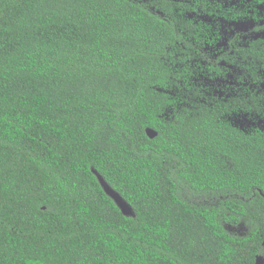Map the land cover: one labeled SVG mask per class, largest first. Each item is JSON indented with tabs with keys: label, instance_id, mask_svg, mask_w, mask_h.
<instances>
[{
	"label": "trees",
	"instance_id": "16d2710c",
	"mask_svg": "<svg viewBox=\"0 0 264 264\" xmlns=\"http://www.w3.org/2000/svg\"><path fill=\"white\" fill-rule=\"evenodd\" d=\"M155 4L0 0V264L264 256V131L229 120L264 117L263 96L192 89L209 1ZM234 48L257 81L264 39Z\"/></svg>",
	"mask_w": 264,
	"mask_h": 264
},
{
	"label": "flooded vegetation",
	"instance_id": "af4514ba",
	"mask_svg": "<svg viewBox=\"0 0 264 264\" xmlns=\"http://www.w3.org/2000/svg\"><path fill=\"white\" fill-rule=\"evenodd\" d=\"M156 1V4L159 3L158 6H162L166 3L170 4L174 7V10H180L178 3L179 2H191V0H154ZM209 1V11H202L196 12L195 16L190 15L191 18H196L195 22L198 24H201L204 26V32L201 34V39L196 40V38L191 39V45L193 46L191 51L194 55H200L202 57L206 56V60H199V65H197V68L193 71V76L191 77V84L193 86L192 89L199 90L202 94V97H204L206 100L208 99H214L215 97L219 99H226L223 97H220L215 94L214 86H208L203 85L200 77L202 75L208 76L211 81H215L217 79H225L229 74H233V67L235 66L240 70V73L237 74V83L233 89L235 95V90L241 88V84L243 81H248L250 85L257 86L262 82V77L264 73V68H261L257 71V68H254V71L257 76V81H254L251 79L250 76L248 78H243V74H247V72L244 69H241V65L239 64L240 57L235 52V46L236 44L238 47H247L251 41L257 40V39H264L261 37H257L260 35H264V20L257 18L255 15L256 7L264 5V0H251L247 7H236L229 5L226 0H208ZM154 5V6H155ZM220 5V9H217V6ZM249 8V9H247ZM199 9V8H198ZM208 12V13H207ZM244 12L246 15H244ZM247 18H255L257 19V23L254 27L247 31H238L234 34H232L230 37L223 38L219 24L222 21L225 22H235V21H241L243 19ZM226 42L225 48L222 50H217L216 46L221 41ZM236 56V57H235ZM227 57H234L236 60L235 63H233L234 59L228 60ZM251 65V64H250ZM213 67H218L219 72L213 69ZM257 71V72H256ZM241 77V80L239 79ZM243 79V80H242ZM227 81V80H226ZM246 87H243L245 89ZM248 90H252L256 92L258 95H262L264 99V94L258 92L256 90V87H250L248 85ZM232 95V96H233ZM229 98V97H227ZM262 110H264V100L262 104ZM234 114H241L239 113H233ZM229 115V118L232 116ZM264 131V129H261Z\"/></svg>",
	"mask_w": 264,
	"mask_h": 264
},
{
	"label": "rangeland",
	"instance_id": "374dc122",
	"mask_svg": "<svg viewBox=\"0 0 264 264\" xmlns=\"http://www.w3.org/2000/svg\"><path fill=\"white\" fill-rule=\"evenodd\" d=\"M251 0H226L229 5L236 6V7H247L248 4L250 3ZM249 9V8H247ZM257 18H260L264 20V5L256 7V11L254 12ZM257 23V19L253 18H247L243 19L241 21H235V22H225L222 21L219 24L220 27V32L223 36V38H226L225 40L228 39L232 34L238 32V31H247L251 29L252 27L255 26ZM257 37L264 38V35H260ZM225 41H221L218 43L216 46L217 50H222L225 48ZM233 74H229L225 79H217L214 82L209 79L208 76L202 75L200 77V80L203 85H208V86H214V91L215 94L227 98L231 97L234 94V87L236 85L237 81V74L240 73V70L236 68L235 66L233 67ZM262 82L257 85L253 86L250 85L249 82L243 81L241 84V90H243V87H256V90L262 94H264V73L262 77ZM227 80V81H226ZM229 120L231 123L243 130L244 132H252L255 129H264V117H260L257 114H246V113H241V114H234L232 115Z\"/></svg>",
	"mask_w": 264,
	"mask_h": 264
},
{
	"label": "water",
	"instance_id": "95a60500",
	"mask_svg": "<svg viewBox=\"0 0 264 264\" xmlns=\"http://www.w3.org/2000/svg\"><path fill=\"white\" fill-rule=\"evenodd\" d=\"M147 134L150 138H154L156 136V132L148 129ZM96 173V172H95ZM101 185L103 186L105 192L115 200V202L118 204V206L121 208V210L123 211V213L125 215H131L132 211L130 206L122 199V197L113 189H111V187L105 182V180L103 179V177L99 174L96 173ZM256 264H264V256H259L257 258V262Z\"/></svg>",
	"mask_w": 264,
	"mask_h": 264
}]
</instances>
